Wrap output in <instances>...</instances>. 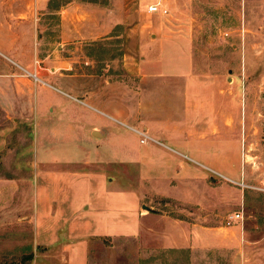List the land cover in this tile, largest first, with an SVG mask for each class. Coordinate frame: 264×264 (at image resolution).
<instances>
[{"label":"crops","instance_id":"obj_1","mask_svg":"<svg viewBox=\"0 0 264 264\" xmlns=\"http://www.w3.org/2000/svg\"><path fill=\"white\" fill-rule=\"evenodd\" d=\"M83 4L0 0V116L14 124L32 122L39 159L67 163L35 167L31 228L32 243L41 250L38 261L88 264L89 244L102 239L189 245L191 227L155 210L149 196L167 197L178 187L185 193L187 182L204 180L195 166L218 174L203 163L217 166L237 156L241 119L233 114L232 96L224 106L215 77L194 71L185 38L164 35L156 23L128 26V0ZM112 29L120 49L129 44L137 51V61L122 66L124 75L104 76L103 69L70 74L72 61L59 52L86 43L108 47ZM29 58L52 72L40 80L47 86L15 67H28ZM84 108L94 113L92 119ZM60 130L63 142L69 133L76 140L86 131L87 152L78 162L63 155L71 145L74 155L77 142L49 154L43 140L54 142ZM132 130L154 142L139 143ZM3 145L0 140V150Z\"/></svg>","mask_w":264,"mask_h":264},{"label":"rangeland","instance_id":"obj_2","mask_svg":"<svg viewBox=\"0 0 264 264\" xmlns=\"http://www.w3.org/2000/svg\"><path fill=\"white\" fill-rule=\"evenodd\" d=\"M80 1L85 7L92 2ZM149 1L128 0V26L156 23L164 35L187 40L194 71L215 77L224 94V106L226 97L232 96L233 114L241 119L240 132H236L238 153L228 163H203L219 175L193 165L204 180L187 182L185 193L178 187L168 188L172 195L167 197L149 196L155 210L191 227L193 240L189 245L141 246L131 239L96 240L89 244L88 264H264V2L162 0L166 13L158 14L147 12ZM115 32L112 29L108 47L96 49L89 43L76 50L64 47L59 54L70 57L69 73L97 75L103 69L104 76L124 75L122 66L125 62L133 65L137 51L129 44L126 50L120 49ZM34 61L27 59L29 66L23 69H35L40 80L52 73L47 65ZM129 71L133 73L132 68ZM82 111L85 117L93 118L94 113L85 108ZM23 122L19 119L14 124L0 116V140L4 143L0 150V264H47L38 261L41 250L32 243L35 167L43 164L58 169L67 163L39 159V147L33 149L32 145V122ZM67 135L69 143L77 142L79 149L71 155V145L63 155L78 162L87 152L86 131L81 139ZM63 141L60 130L54 142L43 143L50 155H58L64 150L61 146L68 143ZM234 213L241 214V222L226 226V218Z\"/></svg>","mask_w":264,"mask_h":264},{"label":"built area","instance_id":"obj_3","mask_svg":"<svg viewBox=\"0 0 264 264\" xmlns=\"http://www.w3.org/2000/svg\"><path fill=\"white\" fill-rule=\"evenodd\" d=\"M146 10L147 12H153V13H158V14H165L166 13V8L163 6L162 4V0H156L153 3L149 4L146 6ZM17 68V70H19L20 73H22L23 76L29 78L30 80H32V82L34 83H38V84H42L44 86H47L45 83H43L42 81H40V79H38V77L35 74V70L32 71H27L23 68H20L18 66H15ZM80 102V101H78ZM107 119H110L112 122L127 128L126 126H124L123 124H121L120 122H117L111 118H109L108 116H105ZM131 130V129H130ZM139 138V143H148V142H154L149 136H147V134H145L142 131H138V130H132ZM242 220V216L240 213H234L229 215L226 220H225V225L226 226H230L232 223L235 222H241Z\"/></svg>","mask_w":264,"mask_h":264},{"label":"water","instance_id":"obj_4","mask_svg":"<svg viewBox=\"0 0 264 264\" xmlns=\"http://www.w3.org/2000/svg\"><path fill=\"white\" fill-rule=\"evenodd\" d=\"M145 208V207H144ZM147 210V208H145Z\"/></svg>","mask_w":264,"mask_h":264}]
</instances>
